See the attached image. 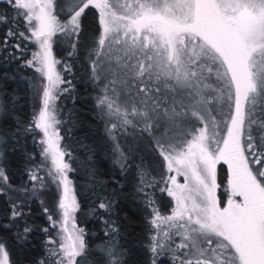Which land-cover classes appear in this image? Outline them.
<instances>
[{"label": "snow or ice", "instance_id": "6c2138e0", "mask_svg": "<svg viewBox=\"0 0 264 264\" xmlns=\"http://www.w3.org/2000/svg\"><path fill=\"white\" fill-rule=\"evenodd\" d=\"M0 3V25L6 28L3 51L10 39L31 41L39 49L25 66L41 75L31 85L40 107L34 108L29 124L13 133V139L31 138L41 148L39 163L27 154L33 165L27 170L30 193L24 185L13 188L0 151V194L34 196L48 188L46 178L56 185L60 218L54 219L47 207L43 210L57 236L42 229L48 240L38 264H88L91 255L73 215L79 204L68 177L72 168L65 162L71 153L60 146L56 101L68 91L61 88L68 82L52 56L53 37H62L73 55L87 38L89 14L95 15L97 27L84 46L92 80L101 88L97 107L106 136L122 171L129 157L141 160L136 196L149 217L151 264L168 254L173 264H264V0ZM5 110L0 104V112ZM37 130L43 133L39 140ZM143 152L159 158V179L144 165ZM49 159L51 168L41 175ZM221 161L229 171L223 206L216 195ZM178 176L184 177L183 184ZM157 193L174 201L170 214H162ZM116 195L102 188L98 208L111 215ZM9 203L10 219L24 221L27 201L10 198ZM4 227L10 230L11 225ZM108 227L112 240L102 249L105 264H126L127 252L115 240L116 222L109 221ZM32 232L24 221L13 242L26 247ZM10 257L7 242L0 240V264H16Z\"/></svg>", "mask_w": 264, "mask_h": 264}, {"label": "trees", "instance_id": "16d2710c", "mask_svg": "<svg viewBox=\"0 0 264 264\" xmlns=\"http://www.w3.org/2000/svg\"><path fill=\"white\" fill-rule=\"evenodd\" d=\"M58 2L66 3V0ZM3 10L4 7L0 3V11ZM84 23L87 38L73 55H69L71 49L62 37L59 39L56 37L54 51L59 60L71 66L70 71L64 72V79L68 82L65 83V87L68 91L60 95L57 107L62 121L59 125L63 137L62 148L71 153V157L66 156V159L72 168L70 178L79 203L76 220L85 232L86 247L91 253L88 264H105L102 249L112 240L109 221L116 222L119 235L115 240L127 252L126 264H151V254L148 251L152 234L148 223L149 217L136 196L140 156L135 159L129 157L124 161L126 171H122L120 164L116 162L112 142L105 133V120L101 118L97 107V97L101 88L92 80L88 49L84 46L90 43V38L97 27L95 15L89 14ZM5 32L6 28L0 25V41H3ZM14 43H20L21 48L14 49L12 47ZM34 51L35 43L31 41L10 39L8 51H3V45L0 44V104L6 105V110L0 112V137L4 141L0 144V151L4 153L6 171L13 188L19 189L24 185L29 193L31 187L27 170L33 165L28 162L27 154H31L39 163L43 159L40 156L41 148L31 138L13 139V133L21 125L29 124L34 108L38 110L40 107V101L34 97L31 87L32 84L40 82V74L34 67L25 66V61L32 59ZM42 137V133L37 130V140ZM140 155L143 156L148 171L159 179L162 171L159 158L150 152H143ZM45 164L41 175L51 168L49 160L45 161ZM217 174L218 196L221 204H224L228 193L227 165L221 162ZM46 179L48 188L37 191L34 196L19 191L0 194V240L7 242L11 251L10 258L15 260L16 264H38L45 258L44 245L48 235L42 231L43 228L47 227L53 237L57 236V229L51 227L43 210L47 207L54 214V219L60 218L56 207L57 189L50 178ZM102 188L106 194H111L114 190L117 193L115 197L117 203L111 215L98 208L97 197L101 194ZM157 196L162 214L168 213L174 202L166 193H157ZM10 198L17 202L27 201L24 207V221L32 227L33 232L24 248H19L13 242L15 232L23 226L24 221L10 219ZM5 225H11L10 230H6ZM157 264H173L171 254L160 257Z\"/></svg>", "mask_w": 264, "mask_h": 264}, {"label": "rangeland", "instance_id": "374dc122", "mask_svg": "<svg viewBox=\"0 0 264 264\" xmlns=\"http://www.w3.org/2000/svg\"><path fill=\"white\" fill-rule=\"evenodd\" d=\"M123 2H124V0H121V3H123ZM29 35H30V33H29ZM55 40H56V37H53V43H52V56H53V58H54L55 60L59 61V63L56 65V70H57L58 72H60L62 78L64 79V72L66 71V70H65V65H66V64H65L64 62H62L61 60H59V59L56 57V55H55V51H54ZM38 50H39V49H38L37 45L35 44V51H38ZM35 51H34V52H35ZM39 74H40V73H39ZM40 77H41V75H40ZM45 82H46V81H45ZM61 88H66V87H65V84L61 85ZM56 105H57V101H56ZM57 118L60 119L59 111H57ZM58 128H59V126H58ZM41 133H42V132H41ZM59 133H60V130H59ZM42 135H43V133H42ZM60 136H61V134H60ZM60 146H61V149L63 150V148H62V140H60ZM49 162H50V164H51L50 159H49ZM65 162L68 163V161H67V159H66V156H65ZM221 162H222V161H221ZM221 162H220V163H221ZM220 163H218V164L216 165V180H217V184H218V174H217V171H218V165H219ZM227 168H228V167H227ZM172 175H175V173H172ZM68 177H69V179H70V181H71V185H70V187H72V188L74 189L73 181H72V179L70 178V172H68ZM228 178H229V171H228ZM177 180H178V182L181 183V184H183V183L185 182L183 176H178V177H177ZM29 186H30L31 189H32V184H31V183L29 184ZM74 192H75V189H74ZM216 195H217V197L219 198V196H218V188H217V190H216ZM228 195H229V188H228V193H227V195H226V197H225V200H224V204L226 203V201H227V199H228ZM75 196H76V193H75ZM236 199H240V198L237 197ZM76 201H77V203H78L77 196H76ZM173 202H174V201H173ZM78 204H79V203H78ZM224 204H221V205L223 206ZM173 205H174V204H173ZM77 211H78V209L73 213V215L75 216V223H76V226H77L78 228L82 229L81 227H79V225H78V223H77V220H76ZM170 212H171V209H170V211H169L168 213H165V215L170 214ZM68 227H69V230H71V227H72V225H71V221L69 222ZM83 231H84V230H83ZM57 238H58V237H57ZM176 240H177V243H178V242H179V237H177ZM84 242H85V232H84ZM85 245H86V243H85Z\"/></svg>", "mask_w": 264, "mask_h": 264}]
</instances>
